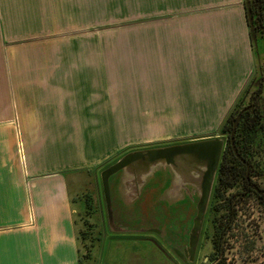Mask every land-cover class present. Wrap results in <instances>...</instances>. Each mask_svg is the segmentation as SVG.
I'll list each match as a JSON object with an SVG mask.
<instances>
[{
    "label": "crops",
    "instance_id": "obj_1",
    "mask_svg": "<svg viewBox=\"0 0 264 264\" xmlns=\"http://www.w3.org/2000/svg\"><path fill=\"white\" fill-rule=\"evenodd\" d=\"M128 2L141 30L66 46L59 8L87 0H0V264H79V185L118 154V120L220 126L252 76L243 0Z\"/></svg>",
    "mask_w": 264,
    "mask_h": 264
},
{
    "label": "rangeland",
    "instance_id": "obj_2",
    "mask_svg": "<svg viewBox=\"0 0 264 264\" xmlns=\"http://www.w3.org/2000/svg\"><path fill=\"white\" fill-rule=\"evenodd\" d=\"M128 4V0H87V5L83 8H59L64 14L56 16L57 24L61 26L58 32L64 31L63 35L66 38H63L64 41L62 40L61 44L57 41L56 45L105 46L128 29L141 30L142 18L139 16L141 12H137L136 6L134 8ZM118 40L124 39L118 38ZM258 48H262L261 44ZM119 56L117 53L115 57L119 58ZM110 57L107 56V59ZM111 63L105 64L112 65ZM119 66L122 71L118 70L115 73V80L118 76V84L121 87L126 83L128 72L123 69L124 65ZM142 71V67L138 69L137 66L135 81L140 84L143 77ZM184 105L191 108L197 104L186 102ZM261 106H264V99L261 100ZM191 110V115H198L199 111L194 113L192 108ZM261 110L264 114V109L261 108ZM183 114L189 115L187 112ZM218 121L217 118L205 119L203 115L187 119H119V137L124 142L120 143V150L111 162L99 169L101 171L134 149L220 136L224 121L222 120V124L217 126ZM177 128L180 129V133L173 132L174 129L178 130ZM130 132L134 133L133 141L128 140ZM261 144L264 145L263 134ZM262 161L264 163V157ZM100 171L97 170L94 180L88 176L86 181L79 185L81 192L77 199L81 200L82 206L78 211V236L83 256L82 264H183L156 235L111 232L101 192ZM261 172H264V164ZM161 173L162 171L158 172L152 179L134 210H126L115 202L116 218L118 219L119 216L120 224L130 229L151 227V225L165 229V236H168L169 240L174 241V245L177 246L175 237L190 228L196 203L189 192L176 204L170 205L166 201L157 200L166 186L164 179L160 177L164 173ZM116 180L117 176H114L112 186ZM262 183L264 184V180ZM235 190L243 191L244 189L239 186ZM225 198L226 191L222 199L214 195L195 264H260L259 262H264V202H260L253 196L237 206L238 219L233 225L232 232L225 236L223 251L214 247V241L218 239V225L226 222V210L223 206ZM219 206L223 208L220 209ZM245 236L254 240L253 247H256L260 256L255 262L251 260L249 252L243 249L242 241ZM220 257H222L221 260H219Z\"/></svg>",
    "mask_w": 264,
    "mask_h": 264
},
{
    "label": "water",
    "instance_id": "obj_3",
    "mask_svg": "<svg viewBox=\"0 0 264 264\" xmlns=\"http://www.w3.org/2000/svg\"><path fill=\"white\" fill-rule=\"evenodd\" d=\"M232 133L234 135L235 128ZM232 139L234 141V137ZM225 146L226 140L220 135L134 149L103 168L99 173V179L111 232L156 235L183 264H195ZM237 156L246 162L238 153ZM160 171L165 174L161 173L165 177L162 175L160 177L164 179L166 186L157 200L172 205L178 203L189 192L196 203L190 228L175 237L177 246L165 236V229L153 225L130 229L120 224L119 216L116 218L115 202L126 210L137 208L147 186ZM114 176H117V180L112 186ZM255 188L259 193H264V190Z\"/></svg>",
    "mask_w": 264,
    "mask_h": 264
},
{
    "label": "flooded vegetation",
    "instance_id": "obj_4",
    "mask_svg": "<svg viewBox=\"0 0 264 264\" xmlns=\"http://www.w3.org/2000/svg\"><path fill=\"white\" fill-rule=\"evenodd\" d=\"M243 5L246 13L255 64L248 84L223 123V125L226 124V121L229 119L232 121V125H230L231 127L228 126L226 128L225 126V129L220 132V135L226 140L221 164L223 162L225 151L231 147L234 156L246 166L245 180L249 185L248 193L260 202H264V193H259L255 188L258 187L259 189L264 190V184L262 183L264 180V172H261L263 171L264 164L262 161V158L264 157V145L261 144L262 134L264 136V114L261 110V108L264 109V106H261V100L264 99V0H243ZM259 43L262 46L261 49L258 48L260 45ZM253 86L255 87L254 89ZM234 128L235 133L233 135L232 132ZM239 133H242L243 140L240 139L241 136L237 137ZM233 137L234 141L232 139ZM251 138L253 139L250 140ZM250 141L253 142V144L250 143ZM237 144L238 146L252 144L254 159L251 162L242 156ZM235 148L237 152L235 151ZM237 153L246 162L242 161L237 156Z\"/></svg>",
    "mask_w": 264,
    "mask_h": 264
},
{
    "label": "trees",
    "instance_id": "obj_5",
    "mask_svg": "<svg viewBox=\"0 0 264 264\" xmlns=\"http://www.w3.org/2000/svg\"><path fill=\"white\" fill-rule=\"evenodd\" d=\"M230 125H232L231 119L226 121V124H224L221 127V130L223 131ZM241 136V140H243L242 133H239L237 137ZM251 138L250 140H252ZM248 140V139H247ZM249 141V140H248ZM250 143L253 144V142L250 141ZM252 144H246L242 146H238L240 153L242 156H244L248 161H252L254 159V153L252 151ZM220 170H218L217 179L209 207L210 212L212 208V202L214 195L216 194L218 197L222 199L224 196V191H226V198L224 201V208L226 210V222L224 224L220 223L218 225V239L214 241V247H218L221 251H223L224 244H225V236L227 234H230L234 228V224L236 220L238 219V205L247 199H249L252 195L248 193L249 185L248 182L245 180V174H246V166L240 162L233 154L231 147H229L224 154L223 162L220 163ZM242 187L243 191L235 190L237 187ZM228 192H231L230 194H227ZM220 209H222V206H219ZM224 213V212H223ZM225 214V213H224ZM208 219V215H207ZM207 223V220H206ZM206 228V225H205ZM205 230V229H204ZM234 236H236L235 233H233ZM254 240L250 239L249 237L245 236L242 241V246L245 251L249 252L248 255L250 256L252 261H257L259 259V254L256 251V247H253ZM220 259V258H219ZM222 259V257H221ZM220 259V260H221ZM83 263V256L80 255L79 264ZM260 264H264V262H259ZM223 264V263H220Z\"/></svg>",
    "mask_w": 264,
    "mask_h": 264
}]
</instances>
